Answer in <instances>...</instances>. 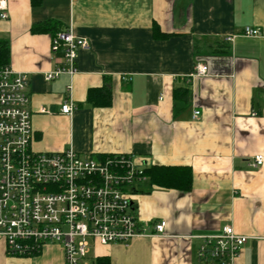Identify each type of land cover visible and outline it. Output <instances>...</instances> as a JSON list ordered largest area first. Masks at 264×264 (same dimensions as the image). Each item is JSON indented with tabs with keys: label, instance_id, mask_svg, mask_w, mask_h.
<instances>
[{
	"label": "crops",
	"instance_id": "0c3cea01",
	"mask_svg": "<svg viewBox=\"0 0 264 264\" xmlns=\"http://www.w3.org/2000/svg\"><path fill=\"white\" fill-rule=\"evenodd\" d=\"M5 4L0 43L9 49L6 65L28 75L32 151L123 154L144 170L191 174L185 192L159 188L149 177L128 191L138 223L152 233L165 222L163 236L99 243L96 253L91 244L80 264L97 257L109 264H195L199 237L225 225L248 238L233 264H264V162L250 166L255 155L264 158V0ZM48 21L88 42L71 78H44L61 65V54L51 52V33L31 29ZM245 28L259 35L244 36ZM198 65L206 66L205 76H194ZM66 101L71 115L60 112ZM63 260L56 244L32 257L7 256L0 238V264Z\"/></svg>",
	"mask_w": 264,
	"mask_h": 264
},
{
	"label": "built area",
	"instance_id": "2783aa9c",
	"mask_svg": "<svg viewBox=\"0 0 264 264\" xmlns=\"http://www.w3.org/2000/svg\"><path fill=\"white\" fill-rule=\"evenodd\" d=\"M7 18L5 0H0V19ZM243 35L256 37L259 32L245 28ZM88 47L70 28L56 32L51 52L61 54V65L45 74V80L74 76L77 54ZM206 73V66L198 65L194 76ZM27 87L26 73L0 67V238L5 254L32 257L47 244H56L63 250V264H80L89 253L90 240L127 246L134 238L163 236L165 222H157L149 233L133 214L128 191L145 175L130 156L97 159L72 150H31ZM73 109L66 101L60 112L71 115ZM263 162L258 154L250 166L258 168ZM247 240L225 225L217 235L199 237L195 264H233Z\"/></svg>",
	"mask_w": 264,
	"mask_h": 264
},
{
	"label": "trees",
	"instance_id": "16d2710c",
	"mask_svg": "<svg viewBox=\"0 0 264 264\" xmlns=\"http://www.w3.org/2000/svg\"><path fill=\"white\" fill-rule=\"evenodd\" d=\"M33 7L40 5V0H30ZM63 27L55 21H48L38 26H33L32 33H51L53 36L56 32L62 31ZM158 34V30H154ZM9 49L6 43H0V67L7 64ZM105 102V101H104ZM106 103V102H105ZM104 103V104H105ZM145 177H149L151 182L163 189H175L182 192L190 188L191 174L189 171L180 170L169 166L151 167L144 170ZM94 264H109L106 257H97Z\"/></svg>",
	"mask_w": 264,
	"mask_h": 264
},
{
	"label": "rangeland",
	"instance_id": "374dc122",
	"mask_svg": "<svg viewBox=\"0 0 264 264\" xmlns=\"http://www.w3.org/2000/svg\"><path fill=\"white\" fill-rule=\"evenodd\" d=\"M90 242H91V244H92V246H93V250H94V252L96 253V250H97L98 248H100V244H99V242H98V241H93V240H90Z\"/></svg>",
	"mask_w": 264,
	"mask_h": 264
}]
</instances>
